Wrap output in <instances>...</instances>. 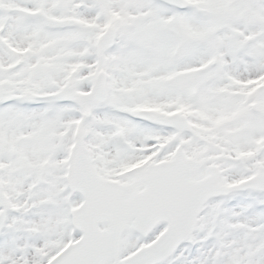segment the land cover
<instances>
[{
	"label": "snow or ice",
	"instance_id": "1",
	"mask_svg": "<svg viewBox=\"0 0 264 264\" xmlns=\"http://www.w3.org/2000/svg\"><path fill=\"white\" fill-rule=\"evenodd\" d=\"M0 264H264V0H0Z\"/></svg>",
	"mask_w": 264,
	"mask_h": 264
}]
</instances>
